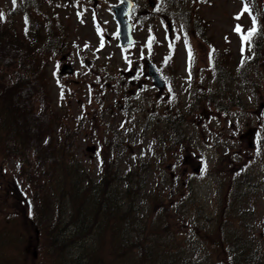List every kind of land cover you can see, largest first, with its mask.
<instances>
[{
	"label": "rangeland",
	"instance_id": "374dc122",
	"mask_svg": "<svg viewBox=\"0 0 264 264\" xmlns=\"http://www.w3.org/2000/svg\"><path fill=\"white\" fill-rule=\"evenodd\" d=\"M19 1L0 0V24L24 35L29 25L17 12ZM245 1L179 0L177 8H163L174 23L171 35L166 18L144 19L135 25L136 44L129 48L119 45L107 0L96 11L92 4L86 11L85 3L70 0L65 8L42 6L44 14L62 22V53L69 55L74 74L59 76L60 55L49 63L47 104L36 99L35 111L55 110V142L64 138L60 132L69 136L75 157L94 182L110 172L122 188L131 187L139 217L150 211V203H164L168 222L161 229L172 234L163 240L182 248L180 264H231L234 253L221 241L218 211L222 194L227 199L233 191L234 213L241 215L243 234L252 241L254 257L245 264H264V0H254L260 28L256 22L246 49L234 31L240 25L246 35L253 27L252 15L243 12ZM149 56L163 69L162 93L147 81L143 61ZM224 64L235 73L237 66L249 69L225 76L218 72ZM2 71L6 83L21 73L17 66ZM92 146L95 153L87 151ZM11 156L0 154V214L14 211L9 206L16 204L14 194L24 205L20 214L26 215L29 196L16 172L18 160ZM186 194L191 202L178 206ZM124 237L130 245L141 242L137 232ZM27 250L24 264L31 256L39 260L34 244Z\"/></svg>",
	"mask_w": 264,
	"mask_h": 264
},
{
	"label": "trees",
	"instance_id": "16d2710c",
	"mask_svg": "<svg viewBox=\"0 0 264 264\" xmlns=\"http://www.w3.org/2000/svg\"><path fill=\"white\" fill-rule=\"evenodd\" d=\"M30 26L19 35L0 24V154L18 160L16 172L29 196L26 215L20 214L24 205L14 194L16 204L9 203L14 211L0 214V264H24L29 244L35 245L39 256L38 261L31 256L30 264H180L182 248L163 240L172 234L169 228L161 229L168 222L163 220L164 203H150V211L139 217L131 187L122 188L110 172L94 182L75 157L69 136L60 132L64 138L55 142L56 112L51 107L35 111L36 99L47 104L45 70L62 34L49 20ZM2 32L7 36L2 38ZM10 66L19 67L21 73L6 83L2 70ZM248 67L237 66L235 73L224 64L222 73L246 74ZM207 96L211 100L210 92ZM233 192L227 199L222 194L219 230L223 245L234 253L231 264H245L254 257L252 241L243 234L241 215L234 213ZM186 198L187 194L180 198L178 206L191 202ZM134 232L141 241L137 246L124 237Z\"/></svg>",
	"mask_w": 264,
	"mask_h": 264
},
{
	"label": "water",
	"instance_id": "95a60500",
	"mask_svg": "<svg viewBox=\"0 0 264 264\" xmlns=\"http://www.w3.org/2000/svg\"><path fill=\"white\" fill-rule=\"evenodd\" d=\"M133 7V3L130 0H125L122 5L114 8V11L116 13V18L119 24V30H120V44L121 46H129L134 44L135 39L132 34V24L126 19V16L130 14L131 9ZM67 69L69 70V73L73 72V69L70 65L64 66L62 70V74L67 72ZM150 75H152L155 79V84L158 85L161 89L164 88V81L160 78V76L157 74L155 68L153 65H150ZM89 151L94 152L95 148H88Z\"/></svg>",
	"mask_w": 264,
	"mask_h": 264
},
{
	"label": "flooded vegetation",
	"instance_id": "af4514ba",
	"mask_svg": "<svg viewBox=\"0 0 264 264\" xmlns=\"http://www.w3.org/2000/svg\"><path fill=\"white\" fill-rule=\"evenodd\" d=\"M67 0H63V2H65ZM75 1V4H79V3H83L84 1H90L91 3H93L94 5V9L96 10V8L98 7V5L100 4L101 0H73ZM122 0H110L111 2V9L113 8V6L119 4ZM136 2V6L134 8V10L132 11V14L130 16V19L134 22L136 20H138L139 18H149V16L155 14V12L158 11V8H162V6L165 5V1H167V4L169 5L172 1H176V0H147L149 6H153L152 11H148L147 8L145 7V0H134ZM145 1V2H143ZM90 8L89 6L86 7V11H88ZM156 10V11H155ZM93 11V10H92ZM159 16H163V14L161 13ZM159 71V70H158ZM159 73L161 74V72L159 71ZM147 75V74H146ZM148 80L152 81V79L147 76ZM132 83V87H136L135 86V82L134 80H131ZM140 86V84L138 85Z\"/></svg>",
	"mask_w": 264,
	"mask_h": 264
},
{
	"label": "snow or ice",
	"instance_id": "6c2138e0",
	"mask_svg": "<svg viewBox=\"0 0 264 264\" xmlns=\"http://www.w3.org/2000/svg\"><path fill=\"white\" fill-rule=\"evenodd\" d=\"M250 9L248 7V2L246 0V3H245V7L243 9V12H249ZM3 14L0 13V18H2ZM237 20L240 19V15H238L237 17H235ZM255 24H256V20H255V17L253 18V27L247 32V34H243V30L241 28L240 25H236V27L234 28V31H236L238 34H241V41H242V44L245 43V42H248L251 40L252 36L256 33V27H255ZM176 39H180L179 36L176 37ZM153 42V39L150 38L149 41H148V47H151V44ZM171 47V45H170ZM241 51L243 52L244 49L242 47ZM188 54H189V60L192 61L194 59V56H193V52H192V49L189 47L188 49ZM211 59V54H210V57ZM243 63V61H242Z\"/></svg>",
	"mask_w": 264,
	"mask_h": 264
}]
</instances>
